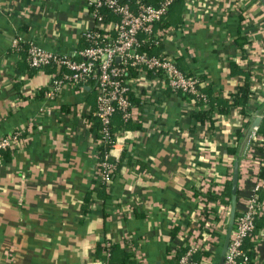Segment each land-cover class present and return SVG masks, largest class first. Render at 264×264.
<instances>
[{
	"label": "crops",
	"instance_id": "crops-1",
	"mask_svg": "<svg viewBox=\"0 0 264 264\" xmlns=\"http://www.w3.org/2000/svg\"><path fill=\"white\" fill-rule=\"evenodd\" d=\"M182 2L187 28L173 26L177 30L165 51L217 96L238 84L228 75L229 62L249 65L258 104L257 95L264 94L262 1L237 0L239 13L232 9L235 0ZM240 13H248V19L239 22ZM89 23L84 0H0V140L18 138L6 159L0 155V264H98L104 262L93 258L98 244L123 246L130 239L135 264H163L166 253L181 244L179 235L200 234L193 226L200 212L193 189L202 184L220 191L231 176L234 158L227 149L235 144V132L245 128V121L244 130L250 131L257 117L255 112L243 120L232 110L228 116L212 115L211 124L199 127L190 116L193 102L182 95L157 89L150 100L139 97L131 121L138 127L126 130V140L111 153L114 161L125 152L137 163L127 167L123 162L107 184V198L96 199L85 212L83 199L99 182L94 138L83 119L95 105L92 89L77 93L65 86L55 100H37L36 91L47 88L50 77L29 73L13 42H33L73 57L82 48L79 33ZM240 31L248 40L246 58L235 42ZM238 170V187L244 190L258 169L240 157ZM213 211L221 219L210 224L218 247L228 207L215 205ZM255 251L264 262V230Z\"/></svg>",
	"mask_w": 264,
	"mask_h": 264
},
{
	"label": "built area",
	"instance_id": "built-area-1",
	"mask_svg": "<svg viewBox=\"0 0 264 264\" xmlns=\"http://www.w3.org/2000/svg\"><path fill=\"white\" fill-rule=\"evenodd\" d=\"M84 2L90 23L89 26H84L79 33L85 46L80 49L76 48L73 57L46 51L33 42L28 44L26 61L31 69L37 72H41L44 67L55 69L50 75L51 84L47 86L44 94L46 101L55 100L65 86L77 93L83 92L87 87L91 88L95 95L97 119L102 125V132L107 134L111 119L117 112L120 113L124 122L136 120L130 94L139 96L143 100H150L152 91L157 89L169 93L170 96L178 94L196 96L198 94L199 80L194 76H185L178 68L173 55L165 51L166 48L159 49L161 56H148L139 52L141 35L151 37L155 45L162 43L164 46L172 39L177 30L176 27L161 30L154 25L163 18L172 0H160L156 6L137 3L139 5L136 9H132L129 4L122 3L120 0H84ZM235 5L232 9L239 13L240 4L237 0H235ZM103 10L107 13L100 14L99 11ZM245 15L247 20L249 14ZM186 28L185 24L178 30L185 31ZM19 41L20 39L14 40V48L17 47ZM61 69L65 72L60 74ZM88 125L85 123L86 128ZM126 134L127 132L123 131L121 136L118 135L120 137L116 136L104 161L96 164L95 174L98 181L108 182L110 174L114 171L115 162H117L111 157L112 150L126 140ZM256 140V129H251L248 131L242 148L241 157L249 163L251 169L259 168V158L253 151V142ZM17 143L16 134L1 139L0 151L12 149ZM94 157L97 160L96 153ZM251 185L245 199L241 201L243 206L240 215L234 220L223 264H238L237 258L242 256L243 242L250 237L254 229L257 206L255 192L262 185L255 178ZM200 186L202 187L200 191L206 190L203 188L204 185ZM211 204L209 203L208 207H211ZM198 205L200 212L197 217L203 220L201 215V208L204 206L203 199L198 198ZM263 208L262 205L261 209ZM204 228L209 232L214 233L215 231V227L208 222ZM179 237H182L179 247L187 249L176 264H193L191 257L197 251L209 250L212 242V238L207 234H202V236L198 233L193 236L185 234ZM174 254L175 251H170L166 258L171 259ZM215 256L216 253L203 258L200 264H211ZM256 261L259 262L257 259ZM98 264L105 263L98 262Z\"/></svg>",
	"mask_w": 264,
	"mask_h": 264
},
{
	"label": "trees",
	"instance_id": "trees-1",
	"mask_svg": "<svg viewBox=\"0 0 264 264\" xmlns=\"http://www.w3.org/2000/svg\"><path fill=\"white\" fill-rule=\"evenodd\" d=\"M122 3H127L130 5L132 9H136L139 4L143 5H150V6H156L158 5V2L160 0H120ZM183 0H172L171 5L168 7L167 12L163 16V18L157 22L155 27L160 28L161 30L169 29L176 26H181L183 23V18L181 16L182 12V2ZM263 3V0H261ZM139 3V4H137ZM100 14H106L107 12L99 11ZM246 15L243 13H240L239 22L245 18ZM112 19H115V17L110 16ZM241 38H237L235 40L236 45L241 48V52L243 54L242 58H246L248 54L246 49L243 48L245 44L248 43V40L243 35V32L240 31ZM148 37L146 35L140 36V47L139 52L145 53L148 56H161L159 54V49L163 47L162 43H159L158 45H155L153 43L152 38L147 40ZM81 46L84 47L85 43L81 39ZM27 48L28 43L24 41H19L17 44V47L14 48V51L17 52L19 55L22 56V58L26 59L27 56ZM176 61V59H175ZM176 64L178 68L182 71V73L185 76H194L190 75L189 73H186L183 71L180 67L178 62L176 61ZM27 70L29 73H36L37 71L34 69H31L26 61ZM249 67V68H248ZM251 67L249 65H246V67H241L239 63H236L235 61L229 62L227 69H228V75L230 77L236 78L238 84L233 88V90L221 95L217 96L214 95L212 92H210V89L206 86L202 85V79L199 77H195L199 80V84L197 85L198 94L196 96H188L184 94L182 95L183 98H186L189 101L193 102V111L190 113V116L193 120H195L199 127H202L205 122L212 123V115H215L216 117H222V116H228L230 115L231 111L237 110L238 114L243 117L244 120L246 117L250 116V114L258 112V110L263 106L264 103V94L263 95H257V97L260 99L259 103L256 104V102L253 101V81L251 79L252 72ZM55 69H51L49 67L42 68V71L45 72L49 77L52 72H54ZM65 72V70L61 69L59 70V73ZM59 76V75H57ZM52 79L49 80V84H51ZM47 91V88L45 89H39L35 93V98L37 100H45V92ZM90 93L94 95V92L90 90ZM141 93L143 95V91L141 90ZM94 101H95V95H94ZM130 101L133 105V107H139V103L141 102L139 100V96H135L133 94H130ZM205 105L208 107V109H204L201 107V105ZM262 119L260 121V124L256 130V136L257 140L253 142V151L256 157L259 158V168L258 172L254 176L255 180L257 182H260L262 185L259 187V189L255 192L256 195V212L254 217V229L250 235V237L246 238L243 242L241 251L242 256L237 258L238 264H264V262H257L256 261V246L257 241L261 236V232L264 230V212L261 209V206L263 205L264 201V112L262 113ZM84 123L89 124L88 130L91 133V135L94 138V143L96 144L95 147V153L97 155L96 164H101L104 161V157L107 154L108 150L111 148V145L115 141L116 136L120 135L123 131H126L128 129H135L138 126L133 124L131 121L124 122L121 119L120 113H115L111 119V123L107 128V134L102 132V125L98 121L96 116V103L94 106L90 107L86 113L84 114ZM247 123V121H245ZM244 123V126H248ZM244 128V129H245ZM243 128L236 130L235 134V144L233 147L227 149V153L230 154L234 160L238 157L239 148L241 145V142L245 135L247 134L246 131ZM10 151L9 149L0 151V155H2L5 159L7 158V152ZM237 160L240 161V158ZM123 162H126L124 164L127 167H130L132 164H136L137 162L132 161L131 158H129L126 153H122L119 160L115 162V168L114 171L109 176L108 182L111 180L113 174L116 173V171H119L123 167ZM139 164V163H138ZM141 166V163L139 164ZM100 167V166H99ZM98 167V168H99ZM231 176L228 179V181L225 182L223 187L221 188V191L218 193L214 190L213 186L210 185L206 190L200 191V190H194L193 189V196L195 198H201L204 201V206L201 208V215L203 216V220H195V224L193 226H197L201 236L202 234H207L209 237L213 238L214 234L213 232H209L205 230L206 222L210 224H218L220 222V215L215 211H213L215 205H220L223 208H227L230 205L231 200V177H232V171L233 166L231 168ZM99 170H102L99 168ZM240 178V175H238V179ZM253 179V178H252ZM108 182H102L99 181L98 183L94 182L93 189L88 192L83 199V208L86 211H88V207L90 204H93L96 199L101 200L102 202L107 198V195L105 193V189L107 187ZM251 180H248V182L245 184L244 190H239L238 182H237V190H236V211H235V219L240 215L241 209L239 208L240 200L245 199L248 191L251 188ZM211 204V207H208V204ZM226 217H224L225 219ZM192 227L189 226L188 229ZM226 229V219L223 224V232L225 233ZM175 231L173 234H175ZM177 233V232H176ZM224 233L221 236V244L224 238ZM221 244L218 245V247H221ZM134 244L132 240H126L123 241V246H120L118 243L105 241L103 244H98L96 246L95 252H94V259H101L104 261L105 264H135L136 259L134 255L133 248ZM216 244L214 242L210 243V249L204 250V251H197L192 257L191 261L193 264H200L201 260L203 258H208L215 254V248ZM186 247H177L175 250V254L173 258L167 259L165 258V262L163 264H176L178 259L186 252ZM220 249H217V253L219 256ZM107 253V255L105 254ZM170 252L166 253V256L169 255ZM218 262L215 260V264Z\"/></svg>",
	"mask_w": 264,
	"mask_h": 264
},
{
	"label": "water",
	"instance_id": "water-1",
	"mask_svg": "<svg viewBox=\"0 0 264 264\" xmlns=\"http://www.w3.org/2000/svg\"><path fill=\"white\" fill-rule=\"evenodd\" d=\"M264 112V105L263 107L257 112V117L253 120L251 124L250 130H257V127L259 126L260 120L262 113ZM248 132L245 135V138L243 139L239 152H238V157L234 160L233 163V171H232V177H231V200H230V205L228 206V212L226 215V229L224 233V238L220 247V252H219V257H218V262L217 264H223L224 257L226 254V250L229 244V238L230 234L234 225V220H235V211H236V190H237V182H238V175H239V170H238V158L241 157L242 154V148L244 146V143L246 141Z\"/></svg>",
	"mask_w": 264,
	"mask_h": 264
},
{
	"label": "rangeland",
	"instance_id": "rangeland-1",
	"mask_svg": "<svg viewBox=\"0 0 264 264\" xmlns=\"http://www.w3.org/2000/svg\"><path fill=\"white\" fill-rule=\"evenodd\" d=\"M220 249V248H219Z\"/></svg>",
	"mask_w": 264,
	"mask_h": 264
}]
</instances>
